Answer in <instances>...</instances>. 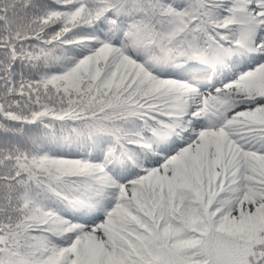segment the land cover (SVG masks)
I'll list each match as a JSON object with an SVG mask.
<instances>
[{
	"label": "snow or ice",
	"instance_id": "obj_1",
	"mask_svg": "<svg viewBox=\"0 0 264 264\" xmlns=\"http://www.w3.org/2000/svg\"><path fill=\"white\" fill-rule=\"evenodd\" d=\"M0 264H264V0H0Z\"/></svg>",
	"mask_w": 264,
	"mask_h": 264
}]
</instances>
